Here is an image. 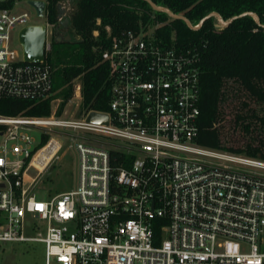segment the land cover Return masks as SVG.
Returning <instances> with one entry per match:
<instances>
[{"label": "built area", "instance_id": "1", "mask_svg": "<svg viewBox=\"0 0 264 264\" xmlns=\"http://www.w3.org/2000/svg\"><path fill=\"white\" fill-rule=\"evenodd\" d=\"M71 11L63 0L54 24L45 11L46 59L29 63L12 34L33 24L30 14L0 10V99L51 94L47 56ZM164 24L140 23L112 38L103 53L113 83L108 112L68 119L55 99L49 116L0 115V245L43 242L45 264H264V159L197 142L199 54L166 40ZM91 112L107 114L108 123L88 122ZM32 128L72 138L75 189L36 197L37 179L27 181L25 166L39 145Z\"/></svg>", "mask_w": 264, "mask_h": 264}, {"label": "trees", "instance_id": "2", "mask_svg": "<svg viewBox=\"0 0 264 264\" xmlns=\"http://www.w3.org/2000/svg\"><path fill=\"white\" fill-rule=\"evenodd\" d=\"M18 1L2 0L0 10H13ZM45 1L47 21L57 23L63 0ZM70 1L69 23L56 25L47 56L53 70L51 94L39 100L3 97L0 115L49 116L55 99H60L57 114L61 115L74 96L78 79L82 86L80 112H108L113 83L103 53L113 37L138 30L140 23L154 25L161 21L165 24L159 34L166 40L174 37L177 45L199 54L201 113L197 142L264 159V0ZM151 3L170 8L188 19L191 26ZM212 13H218L226 23L221 25ZM50 133L41 137L32 154L48 143Z\"/></svg>", "mask_w": 264, "mask_h": 264}, {"label": "rangeland", "instance_id": "3", "mask_svg": "<svg viewBox=\"0 0 264 264\" xmlns=\"http://www.w3.org/2000/svg\"><path fill=\"white\" fill-rule=\"evenodd\" d=\"M70 5H73L72 1H70ZM23 11H27L30 14V22L33 24H44V22H46L45 17H40L36 14L34 8L29 5L28 0L18 1L13 9L14 14H20ZM22 27L24 26H16L12 34L13 46L21 51L22 47L18 39V34ZM77 83H80L79 79L76 80V84ZM75 95L76 88L74 96L68 102L62 114V116L68 119H79L83 115V112H80L82 100L77 99ZM29 133L35 138V145H38L41 141V131L32 128ZM65 133L66 132L58 129L50 133L48 143L52 141V139H55L62 143L63 147L57 152L56 156L53 157L48 165L45 166L42 172L33 166L31 167L33 158H31L28 164L27 169L30 177H27V181H31L34 178L37 179L34 192L38 199L46 200L52 194L70 191L77 187L79 179V155L73 146L72 138ZM30 234L34 233L31 232ZM0 264H45V243L40 241H23L1 244ZM51 264L59 263L53 259Z\"/></svg>", "mask_w": 264, "mask_h": 264}, {"label": "water", "instance_id": "4", "mask_svg": "<svg viewBox=\"0 0 264 264\" xmlns=\"http://www.w3.org/2000/svg\"><path fill=\"white\" fill-rule=\"evenodd\" d=\"M28 3L34 8L38 16H45L47 6L45 0H28ZM151 4L156 8L158 7L154 3ZM212 15H215L216 17L218 16L221 19L218 13H212ZM172 16L176 18H183L186 21H189L182 15H177L173 12ZM68 23L69 20L64 22L65 25ZM46 33L47 26L45 24H29L19 30L18 39L22 47V55L25 62L40 63L46 59ZM87 121L91 123L107 124L109 121V116L105 113L91 112L87 118Z\"/></svg>", "mask_w": 264, "mask_h": 264}, {"label": "bare ground", "instance_id": "5", "mask_svg": "<svg viewBox=\"0 0 264 264\" xmlns=\"http://www.w3.org/2000/svg\"><path fill=\"white\" fill-rule=\"evenodd\" d=\"M59 142L57 140L52 139L48 144L43 146L41 149H39L36 154L34 155L32 161H31V167L37 168L40 172H42L45 168V166L48 165V163L53 159L55 154L58 152ZM27 176L28 175L27 172Z\"/></svg>", "mask_w": 264, "mask_h": 264}, {"label": "flooded vegetation", "instance_id": "6", "mask_svg": "<svg viewBox=\"0 0 264 264\" xmlns=\"http://www.w3.org/2000/svg\"><path fill=\"white\" fill-rule=\"evenodd\" d=\"M61 33H64V32H61Z\"/></svg>", "mask_w": 264, "mask_h": 264}]
</instances>
